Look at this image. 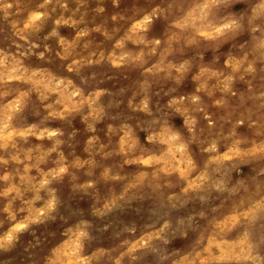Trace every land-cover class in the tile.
Instances as JSON below:
<instances>
[{"label":"clouds","instance_id":"clouds-1","mask_svg":"<svg viewBox=\"0 0 264 264\" xmlns=\"http://www.w3.org/2000/svg\"><path fill=\"white\" fill-rule=\"evenodd\" d=\"M0 264H264V0H0Z\"/></svg>","mask_w":264,"mask_h":264}]
</instances>
